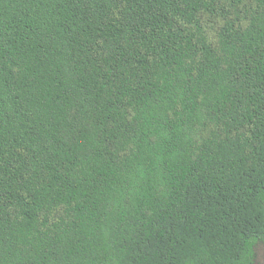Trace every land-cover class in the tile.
Here are the masks:
<instances>
[{
    "label": "trees",
    "instance_id": "1",
    "mask_svg": "<svg viewBox=\"0 0 264 264\" xmlns=\"http://www.w3.org/2000/svg\"><path fill=\"white\" fill-rule=\"evenodd\" d=\"M264 0H0V264H256Z\"/></svg>",
    "mask_w": 264,
    "mask_h": 264
},
{
    "label": "rangeland",
    "instance_id": "2",
    "mask_svg": "<svg viewBox=\"0 0 264 264\" xmlns=\"http://www.w3.org/2000/svg\"><path fill=\"white\" fill-rule=\"evenodd\" d=\"M255 263L264 264V242L257 244L255 247Z\"/></svg>",
    "mask_w": 264,
    "mask_h": 264
}]
</instances>
